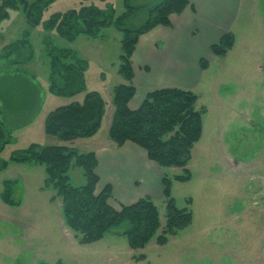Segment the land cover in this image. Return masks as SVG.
<instances>
[{"label": "rangeland", "instance_id": "obj_1", "mask_svg": "<svg viewBox=\"0 0 264 264\" xmlns=\"http://www.w3.org/2000/svg\"><path fill=\"white\" fill-rule=\"evenodd\" d=\"M156 2L136 0L134 4ZM107 3L121 12V0H55L43 20L91 4L104 8ZM25 11L18 5L0 23V121L11 135L0 160H9L13 151L32 143L75 147L80 152L111 143L107 132L113 114L112 89L122 82L117 74L121 36L107 29L97 39L80 36L68 43L43 27L30 28ZM139 16L142 23L147 14L142 11ZM229 31L234 37L232 49L215 57L194 92L199 98L196 108L203 115L201 137L185 167L190 178L174 180V175L186 174L184 169L167 170L174 204L191 212V224L170 235L163 245L156 241L161 230L141 249H130L126 238L114 231L81 244L63 221L61 200H51L54 192L44 187V168L9 163L0 171V193L8 181L12 199L20 205L8 206L0 199V264H264V0H240ZM26 37L43 58L48 39L53 46L71 47L88 62L86 91H97L108 102L95 136L71 143L44 131L48 110L82 99L83 94L52 96L43 104L40 99L31 111L23 109L29 92L43 90L49 75L48 65L43 72L35 63L14 67L2 58L5 48ZM69 176L75 186L85 183L77 167L70 169ZM94 193H99L96 187ZM154 201L163 225V202ZM141 256L144 259L138 260Z\"/></svg>", "mask_w": 264, "mask_h": 264}, {"label": "trees", "instance_id": "obj_2", "mask_svg": "<svg viewBox=\"0 0 264 264\" xmlns=\"http://www.w3.org/2000/svg\"><path fill=\"white\" fill-rule=\"evenodd\" d=\"M54 1L33 0L28 3L24 0H0V23L9 18L10 12L16 10L18 5H23L30 28L43 27L68 43H73L80 36L97 39L107 29H114L121 36L122 53L117 74L122 82L112 89L113 114L107 138L117 147L125 142L134 143L162 170L164 223L162 225L156 202L149 197L114 208L108 202L111 196L109 186L98 194L94 193L99 178L95 172L97 160L93 150L80 152L75 147L32 143L27 148L13 151L9 160H0V171L7 168L9 163L42 166L45 172L44 187L54 192L51 200H61L63 221L81 244L101 240L108 232L114 231L126 238L130 249H141L161 230L156 241L163 245L170 235L192 222L191 212L174 204L167 170L184 169L185 175H174L172 179L181 182L189 180L185 167L191 159L194 144L202 134L203 110L196 108L197 94L176 87L151 89L139 108L130 110L128 102L136 92L130 59L138 38L156 26H170V15L183 13L190 5L189 0H157L151 6L136 5V0H121L120 13L111 3L104 8L91 4L53 14L44 21L43 13ZM142 11L147 16L140 23L142 17L139 13ZM27 35L29 32H26ZM45 44L49 92L67 98L84 94L81 100L76 99L51 109L44 119L45 133L71 143L78 138L95 136L102 127L108 102L101 93L86 91L87 61L77 57L76 52L68 46H53L48 39H45ZM233 44L234 37L227 32L211 46V51L215 57L224 56ZM2 58L6 59L8 66L17 67L31 61L34 50L27 37L25 40L21 38L4 49ZM200 65L202 69L206 68L205 61L201 60ZM10 139V133L0 121V153ZM73 167L82 170L84 184H71L69 172ZM0 199L8 206L20 205L19 201L12 199L8 181L4 183ZM138 258L144 259L143 256Z\"/></svg>", "mask_w": 264, "mask_h": 264}, {"label": "crops", "instance_id": "obj_3", "mask_svg": "<svg viewBox=\"0 0 264 264\" xmlns=\"http://www.w3.org/2000/svg\"><path fill=\"white\" fill-rule=\"evenodd\" d=\"M189 3L183 13L170 15V26H156L138 38L130 59L132 82L136 87L128 102L130 110L139 108L154 88L176 87L198 92L204 73L215 59L211 46L230 32L240 0H189ZM41 55L34 52V58L28 63H35L45 72L47 59ZM201 60L206 62L205 69L200 65ZM87 72L88 68L85 76ZM48 77L44 80L43 90L37 88L35 93L29 92L28 103L25 102L23 109L31 111L40 104V99L43 104L44 99L54 96L48 90ZM2 94L6 96L5 92ZM48 112L43 115L46 117ZM92 150L96 155L95 172L99 178L96 189L100 192L106 186L110 187L108 202L112 207L131 205L144 197L162 201L163 172L148 159L143 149L125 142L120 147L112 143L101 144Z\"/></svg>", "mask_w": 264, "mask_h": 264}]
</instances>
